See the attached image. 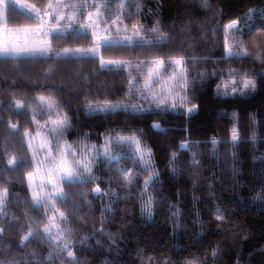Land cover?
I'll return each mask as SVG.
<instances>
[{"label": "trees", "instance_id": "1", "mask_svg": "<svg viewBox=\"0 0 264 264\" xmlns=\"http://www.w3.org/2000/svg\"><path fill=\"white\" fill-rule=\"evenodd\" d=\"M108 2L88 0L96 7L84 9V18L75 19L73 27L88 24L86 17L92 13L93 20L99 17L108 21L107 25L96 26L104 38L126 42L128 37L152 39L156 34L151 29L159 23L171 46L137 47L133 51L116 44L105 51L103 42L98 45L94 41L93 25L86 35L83 29L74 32L71 28L58 38L51 34L49 47L55 58L0 56V192L8 189L7 214L0 209V258H14L18 264H71L66 252L58 250L67 243L79 264H264V41L257 47L250 45L254 36L264 33V0H207L208 7L201 0H123V8L122 0H112L105 8ZM57 3L61 0H15L0 16V28L8 38L20 39L43 21L30 19L29 9L35 8L41 17L52 9L57 17L71 14L69 7L61 3L59 8ZM81 3L84 0H66L64 5ZM233 20L238 23L228 41L239 48L241 55L225 60V26ZM63 23L51 20L56 28ZM66 48H95L96 57L65 56ZM244 50L251 55L243 56ZM162 56L200 58L188 66L189 79L196 80L187 92L191 103L167 113L90 111V107L129 103V73L137 75L139 71L146 76L148 63L139 65L137 71L138 63ZM101 60L131 64H125L123 70L120 64L101 68ZM229 73L246 74L256 82L255 90L244 95H217V85L227 81ZM172 75L168 70L167 76L160 78L162 84L167 81L165 87H171ZM139 83H143V77ZM160 90L161 85H155V91ZM39 96L51 97L59 105V117H48ZM17 101L25 107L17 109ZM194 106L196 110L189 113L187 110ZM64 116L71 121V129L60 143L67 141L74 147L81 141L89 148L98 147L110 133L119 137L139 130L137 138L151 150L159 173L156 186L149 187L158 201L153 205L151 219L141 215L140 200L127 196L129 189L122 186L124 181L107 171V165L94 173L100 176L96 182L64 186L67 199L54 202L56 211L45 214L33 207L27 174L35 172V164L28 167L21 160L32 156L23 133L35 138L31 143L37 148L44 142L43 133L52 126L48 120ZM12 124L17 125L15 131ZM153 124H160L164 131L154 129ZM38 125H44L39 129L40 136L36 135ZM233 127L242 136L235 162L230 145L219 146V151L228 155L218 161L211 155L210 141L230 140ZM83 134H87L86 140ZM184 141L192 143L191 149L180 148ZM110 149L118 158L112 161V167H133L128 145ZM177 150L181 171L173 176L169 159ZM194 154H202L203 162L195 177L188 163ZM13 158L17 162L9 166ZM37 159H43V155ZM233 168L237 170L235 176ZM145 179L147 176L138 177L140 185ZM35 180L40 181L39 175ZM97 186L102 192L110 190V194L97 198ZM109 204L111 211L102 214ZM173 205L179 209L177 216H173L175 208L170 210ZM217 205L225 213V222L215 219L213 209ZM60 212L67 217L66 227L71 234L61 236L58 228H52L50 243L43 238V229L50 223L64 227ZM29 232L39 233L41 238L30 239L21 247V238ZM214 249L218 250L216 256L212 255Z\"/></svg>", "mask_w": 264, "mask_h": 264}, {"label": "snow or ice", "instance_id": "2", "mask_svg": "<svg viewBox=\"0 0 264 264\" xmlns=\"http://www.w3.org/2000/svg\"><path fill=\"white\" fill-rule=\"evenodd\" d=\"M110 2H112V0H109V2L105 3L103 6L108 8ZM201 2L203 6L208 7L207 0H201ZM49 7H51V5H49ZM62 7H69L72 11L71 14L67 16L64 14H61L58 17L53 15L52 18L55 20L56 24H60L61 21L64 22L62 27H53L50 29V33L55 34L57 38L64 35L65 32L70 28L74 32H78L79 29H83L84 34L86 35L87 30L93 27V25H107L108 23L106 19L100 20L99 17H97V20H93L92 13H88L86 19L89 21V23L80 24L78 29L74 28V20L77 18H84V9L95 8L96 5L88 3V0H84V3H81L79 6L76 4H70L63 5ZM120 7H124L123 0L120 4ZM28 12L30 13V19L37 21L42 20L40 12L35 8L29 9ZM237 23L238 21L233 20L225 26L226 36L224 47L226 50V55L223 58L225 60L241 55L240 52H233L232 48L228 46V38L233 35V33L228 30L234 29ZM133 28H137V25H133ZM151 31L156 34L152 39L146 40L141 38L132 40L130 37H128L126 38V42H124L104 38L102 46L104 47L105 51L110 50L112 46L116 44H124L126 48H129L133 51L137 47H151L158 49L161 46H171L170 38L160 31L159 23H157V26L152 28ZM2 34V31H0V35ZM94 34L95 33H93V35ZM136 35H138V32ZM242 43L243 42H241V44ZM3 44L4 42L0 40V45ZM191 46L192 44H189L188 47ZM179 51L186 52V49H180ZM0 55H3L9 59H21L25 57H39L42 59L55 58V53L49 46H46L43 41H41V46L39 47H18L16 45L0 46ZM63 55L72 56L74 58L90 57L94 59L96 57V51L95 48L75 49L74 51H70L66 48L64 49ZM250 55L251 53H249L247 50H244L243 56L247 57ZM199 59L200 58L196 57L185 58V56H162L148 62L140 61L137 65V71L139 69V65H143L145 63L150 64L151 67L148 68L146 76L139 71L137 75H132V73H129V80L126 89V93L129 97V103L123 105L109 104L105 107L96 109H92L90 107V111H123L132 114H142L149 111L165 113L175 112L183 108L185 103H191L187 96V92L191 86L196 83V80L195 78L189 79L190 73L188 72V66L190 64L199 62ZM202 59L207 60V57H203ZM108 64H120V68L123 70L124 65H130L131 62H106L101 60V68H105ZM168 70H171L173 73V75L169 78L171 81V87H165L164 84H166L167 81L162 84L160 79L162 76H167ZM200 75L203 77L204 74ZM212 75H215V73ZM228 75L229 77H232V79L228 81L222 80L221 83L217 85V95H244L245 90H255L256 82L252 79L245 78L246 74L245 76H241V79L239 80L235 79L236 76L240 75L239 73H229ZM141 77H143L142 84L139 83ZM155 85H161V90L159 92L155 91ZM37 99L39 100L40 105L47 109V115L49 118L53 114L59 117V105L51 97L39 96ZM145 103H147V107L143 106ZM16 106L17 109H23L25 107V105L21 104L19 101L16 102ZM195 110L196 109L194 106L187 111L191 113ZM36 115L37 113L34 112V120ZM41 118H43V116H41ZM48 123H50L52 127L48 128L47 132L43 133L44 142H42L37 148H33L31 143V141L35 138L31 137L28 132L23 133V136L28 138V150L32 152V156L30 160L27 157H21V160H23L28 167H33V164H35V172H29L27 174V180L29 181V191L31 193L33 207L35 209L44 210L45 214L48 211H56V209L52 206L54 202L59 201L63 203L67 199L64 186L71 188L77 184L96 182L100 179V176L94 173H98L104 165H107V171L113 172L117 178L124 181L122 186L129 189L127 196L140 200L141 215L147 217L148 219L152 218L154 214L153 205L158 203V201L149 192V187L152 186L154 188L156 186L155 182L159 179V173L155 169L153 163L154 156L151 150L147 148V145L144 144L141 139L137 138L140 134L139 130L133 131L131 135L119 137H116L114 133H110L102 148H98L96 145H91L89 148V146L83 143V141L76 144L74 147L72 144H68L67 141H65L63 145L60 143V141L64 139L65 133L71 129V121L67 116L58 118L56 120L49 119ZM10 127L14 131L17 129V125L15 124L10 125ZM43 128L44 125H38V130L36 133L37 136L42 135V132L39 129ZM153 128L159 131H164L161 129L160 124H153ZM253 133H255V127H253ZM83 135L84 139L86 140L88 138L87 134ZM241 139L242 136L240 131L236 127H233L230 132V140H217L216 138H213L210 141L211 155L213 158L219 161L221 157L228 155L227 152L221 153L219 151V146L230 145L231 149H233V152L231 153L233 162H235V150L238 148ZM252 139L255 141V134H253ZM114 145L129 146L131 157L134 161L133 167L131 169H116L111 166L112 161L118 159L116 156L112 155L110 151V146ZM191 147L192 143L190 141H184L180 144L181 149L189 150ZM178 153L179 150H177V152H173L169 159L173 176L179 175L181 171V161L179 159ZM39 155H43V159H37V156ZM16 162L17 161L15 158L9 160V166L15 165ZM188 163L190 167V174L195 177L197 173H199L203 168L202 154H194ZM41 169L44 170L42 174ZM236 173L237 170L233 168V176H235ZM36 175H39L40 177V183L38 185L35 183ZM140 175L147 176V179L143 181V185H140L138 180ZM133 186H136L135 191L132 190ZM33 188L36 190L33 191ZM94 193L97 198H102L103 196H108L110 194V190H105L102 192L100 187L97 186L94 189ZM7 196L8 189L5 188L3 192H0V209H4L5 215L7 214ZM116 198L120 199L121 197L117 196ZM85 199H87V197H85ZM173 208H175V211H173V216H177L179 214V209L175 205L170 206V210ZM110 211L111 204L103 208L102 214ZM213 214L216 220L221 222L226 221L225 213L222 211L221 206L217 205L213 209ZM59 218L62 224L65 225L64 227H61L56 223H50L43 229V238L50 243L53 242V236L51 233L52 228H58L59 234L61 236L71 234V229L66 227L68 219L64 212L59 213ZM52 219L55 220V217ZM39 238H41L39 233L29 232L21 238L20 246L24 247L25 242L29 241L30 239ZM109 238H111V236H109ZM58 250L66 252L67 257H69L71 260V264H79V261L77 260L74 253L69 250L67 243L64 244L63 248ZM212 255H218V250L214 249ZM49 259H51V254H49ZM0 264H18V262L14 258L8 261L0 258ZM188 264H193V262L189 261Z\"/></svg>", "mask_w": 264, "mask_h": 264}, {"label": "rangeland", "instance_id": "3", "mask_svg": "<svg viewBox=\"0 0 264 264\" xmlns=\"http://www.w3.org/2000/svg\"><path fill=\"white\" fill-rule=\"evenodd\" d=\"M14 2H15V0H0V16L2 14H4V11L6 10V6L8 4L14 3ZM65 2H66V0H61V3L63 5L65 4ZM61 3H57V6L59 8L61 6L60 5ZM53 13H54L53 9L47 11L46 13H44L42 15L43 16L42 17L43 21L41 22V24L38 27L31 28V30L29 32H27V34L24 35V37H22L20 39L15 38V37L12 38V39L8 38L5 30L3 28H0V31H2V33H3L2 35H0V40H2L4 42V44L0 45V46L16 45L18 47L19 46H26V47L36 46V47H39V46H41V41H43L46 46H49V37L51 35L50 29L53 28V25H51V20H52V17H53ZM41 25H43V26H41ZM235 29H236V27L234 29H231V30H228V31L232 32V30H235ZM225 32H226V30H225ZM93 33H95L94 34L95 43L100 45L103 42V40H104V36L99 33V30L96 27V25L94 26ZM263 41H264V33H259V34H257L256 36H254L252 38L250 45H251V47H257L259 42H263ZM228 46L232 48L233 52H238V50H239V48H237L234 44H232V42H230V40L228 41ZM149 67H151L150 64L147 65V69L145 70V72H146L145 74H147V71H148ZM241 76H245V75L244 74H240L239 76H236L235 79L239 80V79H241ZM245 78L252 79V78H250L248 76H245ZM230 79H232V77H229L228 80H230ZM248 92H251V91L245 90V93H248ZM106 139L107 138H105V140ZM105 140L103 141L102 145L98 146V148H102L103 147V145L105 143ZM64 143H65V141L61 142V145H63ZM110 151H111V149H110ZM35 183L38 185L40 183V181H36L35 180ZM28 185H29V181H28ZM32 190L35 191L36 189L33 188Z\"/></svg>", "mask_w": 264, "mask_h": 264}]
</instances>
